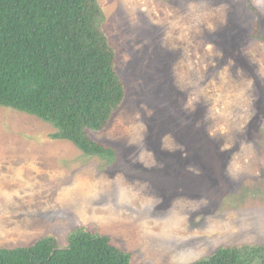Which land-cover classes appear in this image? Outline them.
<instances>
[{
  "label": "rangeland",
  "instance_id": "rangeland-1",
  "mask_svg": "<svg viewBox=\"0 0 264 264\" xmlns=\"http://www.w3.org/2000/svg\"><path fill=\"white\" fill-rule=\"evenodd\" d=\"M99 3L126 99L91 136L119 164L0 107V248L78 227L135 264L264 244V0Z\"/></svg>",
  "mask_w": 264,
  "mask_h": 264
},
{
  "label": "trees",
  "instance_id": "trees-1",
  "mask_svg": "<svg viewBox=\"0 0 264 264\" xmlns=\"http://www.w3.org/2000/svg\"><path fill=\"white\" fill-rule=\"evenodd\" d=\"M105 21L99 0H0V107L50 125L52 139L73 143L85 156L119 164L114 147L91 136L109 127L126 99ZM132 260L109 236L86 227L75 228L66 246L44 235L27 246L0 248V264ZM188 264H264V244L220 246Z\"/></svg>",
  "mask_w": 264,
  "mask_h": 264
}]
</instances>
